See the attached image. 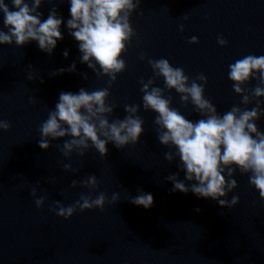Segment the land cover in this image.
Masks as SVG:
<instances>
[{
    "label": "water",
    "instance_id": "obj_1",
    "mask_svg": "<svg viewBox=\"0 0 264 264\" xmlns=\"http://www.w3.org/2000/svg\"><path fill=\"white\" fill-rule=\"evenodd\" d=\"M53 8L65 21L70 18L68 0L45 2L39 11L46 19ZM130 22L136 35L122 56L126 68L111 87L107 77H97L80 63L77 42L64 25L63 39L51 55L35 42L0 46V120L10 125L7 132L0 131V264H264V200L248 175L234 174L238 186L228 198L237 195L239 203L232 208L191 192H173L167 176H184L178 161L165 160L171 149L159 143L156 114L144 110L140 91L141 79H153L165 98H171L172 108L189 120L200 119L191 103L183 104L154 76L148 60L164 58L182 68L190 81L206 77L204 95L219 114L234 105L255 107V98L245 106L233 91L228 66L249 54L264 55V0H142ZM192 36L198 43H189ZM218 37L227 41L225 47ZM73 62L75 72L52 75ZM258 83L253 79L243 87L250 94ZM81 87L108 88L107 102L115 105L110 121L124 118L125 105H137L144 121L140 141L124 149L108 144L104 158L90 146L84 156L74 152L66 160L58 150L62 140L50 141L42 150L39 129L59 94ZM259 103L264 108V98ZM256 126L264 132V115ZM65 163L73 171L65 172ZM90 175L97 179L95 191L79 183ZM73 180L78 182L75 188ZM33 188L37 197L45 198L41 209L31 195ZM138 190L152 194L150 208L130 202ZM101 192L109 201L117 193L119 201L106 203L103 211L77 210L67 220L50 211L56 201L68 206L81 194L94 198Z\"/></svg>",
    "mask_w": 264,
    "mask_h": 264
},
{
    "label": "clouds",
    "instance_id": "obj_2",
    "mask_svg": "<svg viewBox=\"0 0 264 264\" xmlns=\"http://www.w3.org/2000/svg\"><path fill=\"white\" fill-rule=\"evenodd\" d=\"M45 2L51 4L53 0H10L11 8L7 0H0L3 17L0 46L14 44L20 48L35 42L40 51L51 55L57 42L63 39L61 27L64 25L77 42L80 63L87 65L97 77H107L111 87L126 68L122 56L136 35L130 17L142 0H68L70 18L66 21L54 8L46 19L43 18L39 8ZM180 30L183 31L182 25ZM217 42L221 47L227 44L222 37H218ZM189 43H198L197 37L192 36ZM68 54L67 50L63 53L65 58ZM140 59H144L143 54ZM148 63L154 76L163 79L165 88L174 90L183 104L191 103L200 116L196 121L187 119L171 107V98H165L164 91L154 86L153 79L146 82L141 79L143 108L156 114L157 139L162 146L171 149L164 154V158L168 163L178 161L177 168L184 176L183 180L178 174L167 176L172 191L191 192L197 198L216 201L222 208H232L239 203L237 195L228 198L237 189L234 174L238 170L240 174L248 175L249 184L264 200V132L256 126V121L264 115V108L259 103L260 98H264V55L249 54L229 64L228 79L233 84V91L242 97L241 103L247 106L252 98L257 103L255 107L243 110L234 105L222 115L204 95L207 83L204 75L190 81L182 68L173 67L167 59H149ZM75 71L76 63L73 62L52 75ZM83 78L87 79V74ZM28 79H33V76L29 74ZM253 79H258L259 83L249 94L243 86ZM108 97V88L89 91L81 87L75 93L61 92L55 108L49 111L40 126L39 147L47 150L50 141L62 140L58 150L66 160H70L74 152L84 156L90 146L104 158L108 144L117 149L137 144L144 131V121L138 115L139 107L125 105L124 118L110 121L115 105L107 102ZM9 128L7 121L0 120V131L7 132ZM63 170L73 171L70 163H65ZM79 183L90 191L97 189L95 175ZM77 185L78 182L73 180L71 186L75 188ZM31 195L36 207L43 208L45 198L37 197L35 188ZM118 201L117 193L112 194L110 201L102 192L94 198L81 194L72 205L64 206L56 201L50 211L67 220L77 210L103 211L106 203L116 204ZM130 202L148 209L153 205V196L138 190Z\"/></svg>",
    "mask_w": 264,
    "mask_h": 264
}]
</instances>
